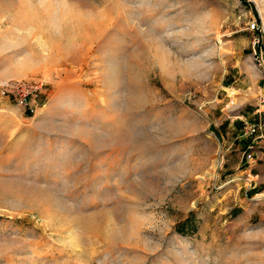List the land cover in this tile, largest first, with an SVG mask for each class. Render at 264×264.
Listing matches in <instances>:
<instances>
[{"label":"rangeland","instance_id":"obj_1","mask_svg":"<svg viewBox=\"0 0 264 264\" xmlns=\"http://www.w3.org/2000/svg\"><path fill=\"white\" fill-rule=\"evenodd\" d=\"M254 49L264 0H0V264H264Z\"/></svg>","mask_w":264,"mask_h":264},{"label":"built area","instance_id":"obj_2","mask_svg":"<svg viewBox=\"0 0 264 264\" xmlns=\"http://www.w3.org/2000/svg\"><path fill=\"white\" fill-rule=\"evenodd\" d=\"M259 26L255 21L249 24L250 29ZM258 41V40H257ZM254 59H257L258 65H264V53L253 50ZM262 85L257 97L254 114L255 121L244 125V133L251 138L246 148L245 159L247 162L254 160V147L258 141L264 140V72L262 73ZM43 88V83L35 79L8 80L0 83V96L7 97L14 102L16 106L23 109L29 115H34L38 109L37 98Z\"/></svg>","mask_w":264,"mask_h":264},{"label":"trees","instance_id":"obj_3","mask_svg":"<svg viewBox=\"0 0 264 264\" xmlns=\"http://www.w3.org/2000/svg\"><path fill=\"white\" fill-rule=\"evenodd\" d=\"M242 2H246V0H241ZM190 226H192V230H196V225L193 224L192 219L186 218L185 220L177 223L176 230L179 233H184Z\"/></svg>","mask_w":264,"mask_h":264}]
</instances>
